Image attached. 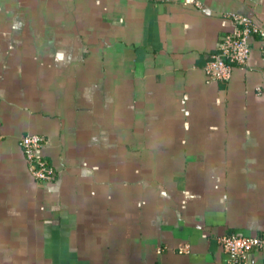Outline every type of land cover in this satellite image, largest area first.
Here are the masks:
<instances>
[{"label": "crops", "instance_id": "obj_1", "mask_svg": "<svg viewBox=\"0 0 264 264\" xmlns=\"http://www.w3.org/2000/svg\"><path fill=\"white\" fill-rule=\"evenodd\" d=\"M234 14L264 31V0H0V264H226L221 236L264 235L263 46L203 71Z\"/></svg>", "mask_w": 264, "mask_h": 264}, {"label": "built area", "instance_id": "obj_2", "mask_svg": "<svg viewBox=\"0 0 264 264\" xmlns=\"http://www.w3.org/2000/svg\"><path fill=\"white\" fill-rule=\"evenodd\" d=\"M231 19L235 29L222 36L216 51L203 68L209 81L227 83L235 67L246 66L251 53L250 39L253 37L259 38L264 59V31L248 16L234 14ZM43 144L44 138L39 134L27 133L19 140L26 169L36 183H49L56 178L55 169L39 154ZM218 241L226 255V264H245L251 251L264 248V235H224ZM178 252L187 253V246L180 247Z\"/></svg>", "mask_w": 264, "mask_h": 264}]
</instances>
